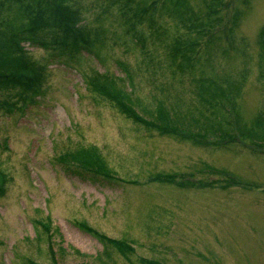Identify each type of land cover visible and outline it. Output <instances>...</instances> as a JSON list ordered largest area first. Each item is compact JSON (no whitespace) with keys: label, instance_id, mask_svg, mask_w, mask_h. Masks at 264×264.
Returning a JSON list of instances; mask_svg holds the SVG:
<instances>
[{"label":"rangeland","instance_id":"1","mask_svg":"<svg viewBox=\"0 0 264 264\" xmlns=\"http://www.w3.org/2000/svg\"><path fill=\"white\" fill-rule=\"evenodd\" d=\"M205 1L190 0L201 22L220 18L217 34L206 28L218 48L163 3L136 24L139 43L108 0H70L99 57L21 44L43 74L28 92L0 90V264H264V0L212 12ZM27 5L0 0V44H14ZM187 41L200 43L194 65L174 63L169 51ZM99 73L142 117L187 137L129 118L90 83ZM81 149L110 175L82 166L88 155L63 156Z\"/></svg>","mask_w":264,"mask_h":264},{"label":"trees","instance_id":"2","mask_svg":"<svg viewBox=\"0 0 264 264\" xmlns=\"http://www.w3.org/2000/svg\"><path fill=\"white\" fill-rule=\"evenodd\" d=\"M33 5H27V17L28 23L23 26L22 29H19L14 37V44L9 48L7 43L0 44V90L2 91H11V90H21L28 92L30 89L35 88L42 80V67L38 66L37 63L33 64L28 61L26 56L24 46L22 43H29L32 46H40L46 50H52L54 53H63V51H69L72 53H80L87 51L89 55H94V57H99V43L98 39L92 38L90 31L85 29L81 24L82 12L79 8L74 6L70 0H29ZM112 5L119 6V9L123 16L126 18V24L129 25V29L134 32L138 29L136 24L144 22L147 16L150 17V11L156 9L158 5L161 4V7H166L167 11L173 14L175 17H178L179 20L184 21L185 26L190 23V27L202 31L201 35L205 33L206 39L205 42L207 47L218 48L220 46L219 38L215 39V33L217 34L218 27L217 24L221 23L220 18L211 19L209 22H201L199 16L200 14L192 6L190 0H108ZM223 4V0H206L205 5L210 7L212 11H216L218 7ZM223 8L220 7L218 11ZM217 11V14L219 12ZM129 16V18H128ZM124 21V22H125ZM203 25H205V30ZM206 28H215L212 31L214 34L206 33ZM200 34V33H198ZM133 36V35H132ZM139 33L134 32L136 41L139 43L143 41V36ZM204 36V35H202ZM231 37V29H230ZM204 42V43H205ZM258 42L260 43L262 50L261 56L264 59V30L259 36ZM190 44V45H189ZM200 45L197 41H187L186 44L178 43L174 48H172L171 57L173 62L178 61V58L181 59V62L184 61V64L187 66L194 65L191 63L194 61L196 51L193 46ZM206 55V52H204ZM201 57V53L199 54ZM67 65V63H65ZM125 65L123 64L122 67ZM128 70V68H127ZM90 83L96 88L101 89V91L106 94L113 96L118 101V106L121 111L125 113L129 118L134 120L137 123L143 124L148 128H156L163 134L168 133H177L181 136L185 133L178 131L175 127L168 125H159L153 120H148L142 117L131 105L123 102L116 91L113 94L109 91V87L114 89L116 83L115 79L111 75L99 73L96 76L89 78ZM118 93V94H117ZM160 115L162 118H168V112L160 107ZM228 119V117H227ZM262 122V120H258ZM257 121V122H258ZM230 122V121H229ZM184 137H187L185 135ZM93 151V150H92ZM90 151L88 149L76 150L74 152L66 153L65 157L72 156L77 159L78 155L85 154L90 156V159L85 161V164L82 166L92 169L96 163H99L98 169H95V172H103L105 175H110V170L104 163H102L100 157L95 151ZM167 176V175H166ZM157 176L156 178L161 181H174L175 176L171 175L169 177ZM3 177L0 172V191L3 183ZM182 185L184 181H181ZM45 229L49 230V226L41 223ZM83 227L89 231L93 232L102 242L105 244H111L115 246L119 251L125 256L132 251V247L124 242L123 240H117L108 238L105 235H101L86 227L83 224ZM144 262L146 264H159L155 260H147Z\"/></svg>","mask_w":264,"mask_h":264}]
</instances>
